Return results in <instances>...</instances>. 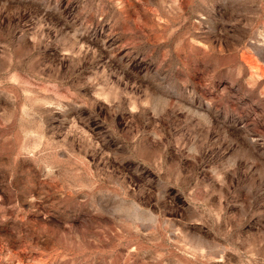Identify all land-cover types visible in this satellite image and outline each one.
Listing matches in <instances>:
<instances>
[{
	"label": "rangeland",
	"instance_id": "1",
	"mask_svg": "<svg viewBox=\"0 0 264 264\" xmlns=\"http://www.w3.org/2000/svg\"><path fill=\"white\" fill-rule=\"evenodd\" d=\"M0 264H264V0H0Z\"/></svg>",
	"mask_w": 264,
	"mask_h": 264
}]
</instances>
